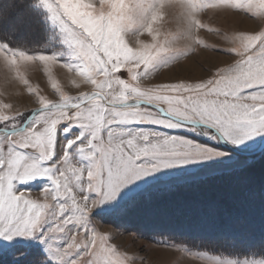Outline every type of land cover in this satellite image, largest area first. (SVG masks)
<instances>
[{
	"label": "snow or ice",
	"instance_id": "obj_1",
	"mask_svg": "<svg viewBox=\"0 0 264 264\" xmlns=\"http://www.w3.org/2000/svg\"><path fill=\"white\" fill-rule=\"evenodd\" d=\"M39 4L68 55L0 43V66L36 105L0 98V264H136L147 249H122L125 235L199 264H264V167L259 181L250 174L264 165V26L229 35L202 19L264 20V0ZM202 30L229 46L208 44ZM198 49L233 59L201 63L198 79L145 83ZM30 66L55 98L30 84ZM225 177L227 190L213 193L209 180Z\"/></svg>",
	"mask_w": 264,
	"mask_h": 264
},
{
	"label": "rangeland",
	"instance_id": "obj_2",
	"mask_svg": "<svg viewBox=\"0 0 264 264\" xmlns=\"http://www.w3.org/2000/svg\"><path fill=\"white\" fill-rule=\"evenodd\" d=\"M2 1L4 0H0V16L3 13L6 14L4 23L5 28L7 30H16L17 34L9 38V40L13 39L15 42H4L0 40V43H6L10 49L25 51L29 54L48 53L57 55L58 58L62 60L67 58L68 50L62 43V36L56 26H54L48 19V13L39 4V0H32V5L38 13L37 17H30L22 8L8 9L7 5L5 6ZM202 19L210 26L219 28L221 32L228 33L229 35L234 31H253L264 26V20H254L242 14L238 15L224 11H208L202 15ZM168 27L175 30L176 25L175 23L170 22ZM201 35L210 45H216L219 47L229 46L225 39L214 33H207L202 30ZM142 39H147V37H142ZM232 59L233 57L230 56L198 49L191 58L182 59L178 64L173 65L171 69H162L160 73L152 78L151 81H145V83L148 84L177 79H198L206 75V73L202 72L199 68L201 63H207L209 67H212L213 65H221L231 62ZM52 73L53 77L65 86V90L73 93L75 92V89L67 86V74L65 70L59 67H54ZM26 78L33 87L40 90L42 95H47L49 98H55L48 77L43 73V69L40 66H30L26 72ZM0 91L5 93V96L0 98L5 99L6 102L11 101L18 106L26 108L36 106L32 102L33 97L27 93L25 86L17 81L11 80L2 66H0ZM262 167H264V165L259 166L260 169H262ZM255 170H258V167ZM255 170H251L250 174L253 175V171ZM258 179L259 176L256 177V180ZM228 183L229 181L227 180L220 184L217 182H215V184L210 183L208 186L213 193H215L218 191H226ZM166 202V200H158L154 202V206L160 207L165 205ZM132 215L133 223L142 219V217L135 212ZM97 226L103 230H112L110 224H103L99 221H97ZM177 238L178 237H174V239ZM115 242L118 243L122 249H127L129 252H137L141 245L147 249V251L140 253L144 259L137 260L136 264H199V261L189 258L179 259L181 254L174 249L163 245L158 246L147 240L137 241L133 244L131 238L125 235L119 237Z\"/></svg>",
	"mask_w": 264,
	"mask_h": 264
},
{
	"label": "trees",
	"instance_id": "obj_3",
	"mask_svg": "<svg viewBox=\"0 0 264 264\" xmlns=\"http://www.w3.org/2000/svg\"><path fill=\"white\" fill-rule=\"evenodd\" d=\"M2 2L5 4V6L7 5L8 9H17V8L19 9V8H22L26 12V14H28L30 17H37L38 16L37 15L38 13L35 10V7H33V5H32V2H33L32 0H4ZM5 17H6V14H4V13L1 14V16H0V40H2L4 42H7V41L15 42V41H13V39L9 40V38H11L13 35H16L17 31L16 30H7L5 28V25H4ZM20 42H22V41H20ZM259 166H261V165H257L254 168V170H255L258 167V170L253 171V176L255 178L257 176H259V179H260L262 169H260ZM259 179L257 181H259ZM227 180H228V178H226V177L225 178H221V179H212V180H209L208 185H210V183L215 184V182L220 184V183L225 182ZM250 235L253 238L259 240L260 233H259L258 228L251 229L250 230ZM177 239H179V238H177Z\"/></svg>",
	"mask_w": 264,
	"mask_h": 264
},
{
	"label": "bare ground",
	"instance_id": "obj_4",
	"mask_svg": "<svg viewBox=\"0 0 264 264\" xmlns=\"http://www.w3.org/2000/svg\"><path fill=\"white\" fill-rule=\"evenodd\" d=\"M245 28H247V27H245Z\"/></svg>",
	"mask_w": 264,
	"mask_h": 264
}]
</instances>
